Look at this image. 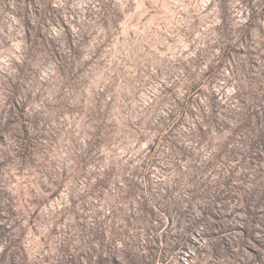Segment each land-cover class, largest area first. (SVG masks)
<instances>
[{
  "label": "rangeland",
  "instance_id": "1",
  "mask_svg": "<svg viewBox=\"0 0 264 264\" xmlns=\"http://www.w3.org/2000/svg\"><path fill=\"white\" fill-rule=\"evenodd\" d=\"M0 264H264V0H0Z\"/></svg>",
  "mask_w": 264,
  "mask_h": 264
}]
</instances>
